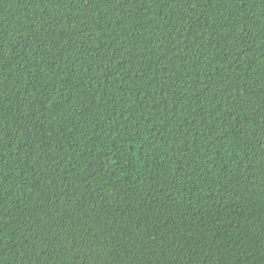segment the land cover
<instances>
[{"label": "trees", "instance_id": "1", "mask_svg": "<svg viewBox=\"0 0 264 264\" xmlns=\"http://www.w3.org/2000/svg\"><path fill=\"white\" fill-rule=\"evenodd\" d=\"M0 264H264V0H0Z\"/></svg>", "mask_w": 264, "mask_h": 264}]
</instances>
